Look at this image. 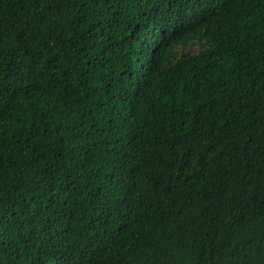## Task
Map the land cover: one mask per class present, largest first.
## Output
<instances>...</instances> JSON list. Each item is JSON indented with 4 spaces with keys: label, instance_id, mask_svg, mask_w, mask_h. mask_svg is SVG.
<instances>
[{
    "label": "trees",
    "instance_id": "trees-1",
    "mask_svg": "<svg viewBox=\"0 0 264 264\" xmlns=\"http://www.w3.org/2000/svg\"><path fill=\"white\" fill-rule=\"evenodd\" d=\"M0 264H264V0H0Z\"/></svg>",
    "mask_w": 264,
    "mask_h": 264
}]
</instances>
